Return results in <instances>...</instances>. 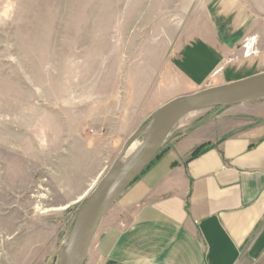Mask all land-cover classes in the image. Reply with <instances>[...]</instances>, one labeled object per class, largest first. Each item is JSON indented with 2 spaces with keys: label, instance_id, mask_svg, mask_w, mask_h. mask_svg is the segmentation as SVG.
I'll use <instances>...</instances> for the list:
<instances>
[{
  "label": "crops",
  "instance_id": "obj_1",
  "mask_svg": "<svg viewBox=\"0 0 264 264\" xmlns=\"http://www.w3.org/2000/svg\"><path fill=\"white\" fill-rule=\"evenodd\" d=\"M250 15L237 0H202L147 61L125 62L124 89L103 91V106L66 107L40 123L26 155L42 180L72 190L85 178L79 190H87L161 105L263 72L264 48L247 38ZM228 107L154 156L103 217L85 264H264V99Z\"/></svg>",
  "mask_w": 264,
  "mask_h": 264
},
{
  "label": "rangeland",
  "instance_id": "obj_2",
  "mask_svg": "<svg viewBox=\"0 0 264 264\" xmlns=\"http://www.w3.org/2000/svg\"><path fill=\"white\" fill-rule=\"evenodd\" d=\"M201 1L0 0V264H58L84 197L96 183L91 178L88 189L79 190L81 178L72 190H59L54 179L42 180L41 164L26 155L29 136L37 137L39 124L63 108L103 106V91L120 93L125 62L147 61L157 41ZM237 1L249 16L255 12L254 19L243 18L251 27L247 38L255 36V47L263 49L264 0ZM247 38L238 48L242 55L250 49ZM108 102L118 105L117 99ZM227 109L208 106L186 115L159 151L199 124L218 122Z\"/></svg>",
  "mask_w": 264,
  "mask_h": 264
},
{
  "label": "water",
  "instance_id": "obj_3",
  "mask_svg": "<svg viewBox=\"0 0 264 264\" xmlns=\"http://www.w3.org/2000/svg\"><path fill=\"white\" fill-rule=\"evenodd\" d=\"M256 99H264V71L177 96L157 108L144 127L127 138L116 160L84 197L69 235L66 264H85L103 217L118 196L154 158L172 128L182 118L203 107L228 106ZM138 137H142L138 148L126 163L120 164L126 150Z\"/></svg>",
  "mask_w": 264,
  "mask_h": 264
},
{
  "label": "bare ground",
  "instance_id": "obj_4",
  "mask_svg": "<svg viewBox=\"0 0 264 264\" xmlns=\"http://www.w3.org/2000/svg\"><path fill=\"white\" fill-rule=\"evenodd\" d=\"M138 145H135V143H132L124 155L122 156L120 160V164H124L127 162V160L130 158V156L134 153V151L138 148ZM80 199V198H79ZM68 241H69V236L66 240V243L62 246L59 256H58V264H66V259H67V254H68Z\"/></svg>",
  "mask_w": 264,
  "mask_h": 264
},
{
  "label": "trees",
  "instance_id": "obj_5",
  "mask_svg": "<svg viewBox=\"0 0 264 264\" xmlns=\"http://www.w3.org/2000/svg\"><path fill=\"white\" fill-rule=\"evenodd\" d=\"M167 147V146H166ZM166 147H164L162 150H164ZM161 150V151H162ZM161 151H158L157 154H159ZM157 154L155 156H157ZM196 155V153L193 154V156Z\"/></svg>",
  "mask_w": 264,
  "mask_h": 264
}]
</instances>
